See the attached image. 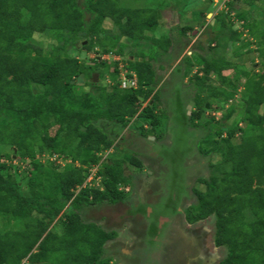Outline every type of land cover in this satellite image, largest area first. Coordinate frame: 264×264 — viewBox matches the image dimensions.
<instances>
[{
    "label": "trees",
    "instance_id": "trees-1",
    "mask_svg": "<svg viewBox=\"0 0 264 264\" xmlns=\"http://www.w3.org/2000/svg\"><path fill=\"white\" fill-rule=\"evenodd\" d=\"M121 1L84 0L80 5L78 0H0V145L13 147V154L0 153V264H112L105 256L106 244L117 238V232L84 220L81 212L95 205L127 201L132 190L125 188L132 189L134 179L126 174V165L139 171L145 165L137 155L118 157V137H111L97 123L129 127L132 119H138L140 124L134 128L139 136L162 138V119L157 114L159 83L152 64L156 55L149 50H167L171 44L169 38L147 34L158 29L161 10L129 8ZM233 1L229 2L231 9ZM236 17L255 40V52L264 67V31H258L257 21L248 13ZM107 19L119 33H107L103 27ZM218 20L221 30L211 43H242L234 50L240 58L254 52L252 40L243 41V33L234 30L229 15H220ZM190 31L193 27L186 26L181 34ZM46 32L54 39L50 49L35 40V35ZM123 38L138 46L146 39L154 43L135 52L143 59L130 61L137 89H122L123 69L118 62L109 65L103 59L108 54H124L127 44L121 42ZM96 48L101 51H95V58H80ZM210 50L216 53L217 49ZM186 61L185 76L196 66L192 58ZM196 62L201 72L193 83L195 110L189 115L179 99L177 123L185 132L190 125L205 131L207 137L200 142L204 145H198L200 152L209 158L219 155L220 160L211 163L210 178L197 182L203 189H193L196 204L186 211L187 221L217 217L215 242L228 250L218 264H264V68L245 69L219 54L211 60L199 56ZM228 70H233L232 78L225 75ZM213 75L218 85L212 82ZM98 76L109 77L110 84H95ZM128 76L134 78L131 73ZM242 80L241 111L230 123L236 117L237 104L232 101ZM79 82L93 90L81 88ZM144 102H148L145 107ZM215 102L220 105L218 111L226 109L223 118L203 122L205 110ZM185 140L181 141L188 154L192 149ZM113 148L116 151L104 158ZM46 154L70 163L63 169L50 161L42 163ZM14 155L20 164H31L22 177L15 170L21 167L7 161H15ZM180 163H172L176 172L169 180L177 187L183 182L179 178L183 173L179 171V177L177 173ZM95 166L102 187L87 183ZM139 211L145 215L147 208Z\"/></svg>",
    "mask_w": 264,
    "mask_h": 264
},
{
    "label": "rangeland",
    "instance_id": "rangeland-1",
    "mask_svg": "<svg viewBox=\"0 0 264 264\" xmlns=\"http://www.w3.org/2000/svg\"><path fill=\"white\" fill-rule=\"evenodd\" d=\"M231 0H122L121 4L129 8H152L162 11L160 25L154 32H147L150 37L158 39H171V44L167 50H160V48L153 47L149 52H153L156 58L152 61L153 67L157 74L158 86L157 90L160 93V103L157 114L161 116L162 138L157 139L154 135L149 139H145L139 136V130H135V126L140 124L138 119H132L129 127H122L116 123L107 121H100L97 126L108 132L111 137H118V147L120 148L118 157H126L131 155H137L144 162V170L139 171L134 166L126 165V174L133 177L134 183L132 187V194L130 198L122 203L115 205L104 203L102 205H95L85 208L81 215L86 221L97 222L103 228L107 230H114L117 232V238L113 241H109L106 244V257L112 260V264H218L228 254V250L225 247H218L215 242L216 238V222L217 217L211 215L205 220L197 223H189L187 221L186 211L190 206L196 204L195 196L193 195V189L199 187L197 183L200 178H210L214 169L211 167V163L218 162L220 156L216 155L212 158L205 157L200 152L198 145L202 143V139L207 137V134L203 130L189 126L188 129L183 130L177 119L175 112L178 107V100L180 99L184 103L185 107H191L194 111L196 102L194 98L197 92L193 88L195 81V75L201 72L200 66L197 65V58L199 56L205 59L211 60L215 54L226 56L233 61V63L254 71L260 68L262 61L255 52L257 45L255 40L250 39L248 31L241 28L243 33V41L252 40L253 44L250 49H253L249 55L245 57H238L235 55L234 50L241 44L233 45L229 40L224 41L221 46L217 45L215 41L211 43L212 38L219 34L221 30V22L218 20L220 15H229V18L234 20L232 26L234 30H238L241 25L236 15L237 13H248L250 19L256 20L258 25V31H264V0L251 2L252 0H234L233 9L229 6ZM80 5H83L84 0H78ZM90 18V16L88 17ZM252 21V20H250ZM186 26L193 27V31L187 34H181V29ZM103 27L110 35L119 33L118 28L115 26L111 19H107ZM35 40L42 44L46 49L51 48V44L54 43L53 36L48 32L45 34L35 35ZM122 43L127 44L123 55L111 54L107 55L109 65H114L116 62L123 74L131 72L129 69L130 61H136L137 58L135 52L148 49L149 46L154 45L151 39L142 41V44L135 45L133 42L126 38L121 40ZM85 44V43H83ZM80 44L79 46H83ZM87 44V42H86ZM217 49L216 53L215 50ZM95 51H101L100 48H96L93 52L80 55L82 60H91L96 54ZM190 57L195 62L194 69L185 76L184 73L188 69V62L186 59ZM261 64V65H260ZM182 71V75L178 74L177 70ZM177 67V68H176ZM262 67V68H261ZM226 76L233 77V70L224 72ZM184 75V76H183ZM121 77V76H120ZM97 77L95 84H110V78L100 79ZM179 82V84H178ZM212 82L219 84L218 78L213 75ZM219 82V83H217ZM245 80L240 83V91L237 93L232 104H237V113L231 121L237 119L240 113L239 105L242 104L241 92L244 90ZM78 85L89 91L93 90L91 85H87L84 82H79ZM194 102V105H191ZM148 102L143 103L145 107ZM219 104L214 103L213 108L208 106L204 112L203 122L211 120L212 117H216L217 120L222 119L225 110L218 111ZM228 107V106H227ZM264 110V109H263ZM262 110V111H263ZM190 112V113H191ZM164 113L166 118H163ZM142 122V121H141ZM179 125V126H178ZM242 127H246L245 124H241ZM150 127V126H147ZM134 128V129H133ZM58 128L55 127L51 130L54 134ZM188 140L187 147H191L192 152L186 154V147H184V140ZM185 140V141H186ZM201 142V143H200ZM163 149V151H162ZM115 148L110 149L104 154V158L109 157L110 153H114ZM1 154H13V147L0 145ZM183 155V156H182ZM40 161L42 163L51 162L65 167L70 161L61 157H51L48 154L43 155ZM182 156V157H181ZM186 156V158H185ZM15 161L8 163L15 165L16 173L20 177L24 176L31 168L30 162L20 164V159L14 155ZM184 158V159H183ZM5 160V159H4ZM180 160L182 165L180 171L183 173L181 179L185 181L184 195L180 199L182 210L174 215L172 229L167 230V235L160 238L156 243L151 239V234L147 233L148 224L144 214L140 213L142 207L149 206V203L155 202L156 198L145 199L146 194L153 196L157 190L149 189L145 192V186L153 183V177L156 174L169 176L173 174V162ZM184 161V163L182 162ZM164 165H162V164ZM30 167V168H29ZM14 170V171H15ZM94 175L99 171L98 167L92 168ZM170 172V173H169ZM179 177V173H178ZM142 181L145 183L142 184ZM99 184L98 181L96 183ZM152 185V184H151ZM100 187L101 183L99 184ZM201 187V186H200ZM26 188V186H25ZM203 189V187H201ZM79 190V189H78ZM78 192V191H77ZM141 193L144 195L142 198ZM135 207H137L135 209ZM61 228V227H59ZM57 230L61 231V229ZM154 243V244H153ZM196 257L198 261H191Z\"/></svg>",
    "mask_w": 264,
    "mask_h": 264
},
{
    "label": "flooded vegetation",
    "instance_id": "flooded-vegetation-1",
    "mask_svg": "<svg viewBox=\"0 0 264 264\" xmlns=\"http://www.w3.org/2000/svg\"><path fill=\"white\" fill-rule=\"evenodd\" d=\"M164 176L165 175H161V177H159V174H156V176L153 177L154 182L153 183L150 182L148 184V187L145 186V192L152 188H154L153 190H157L156 192H154L153 196L152 195L149 196V194H146L147 198H145V199H152L154 197L156 198L155 202L149 203L148 211L145 216V218L147 219L146 223L148 224V229H147L148 231L146 232L149 233V235L151 234L150 237L155 241V243L160 238L167 235L168 233L167 230L169 231V229H172L174 223L173 216L182 210L181 203H179V201L180 199L183 198L184 195L183 194L184 188L182 190L181 186L185 183V181L181 183L182 184L181 186L177 187V185L171 184L169 182V180L171 179L170 175L166 177ZM179 178L180 181H182L181 177ZM143 183L145 182L142 181V184ZM174 185L175 188L177 189L176 191L172 189ZM178 191L180 193H178ZM141 196L142 198L144 197L142 193ZM136 208L137 207H135V209ZM191 261L193 262L198 261V259L194 257V259L192 258Z\"/></svg>",
    "mask_w": 264,
    "mask_h": 264
},
{
    "label": "clouds",
    "instance_id": "clouds-1",
    "mask_svg": "<svg viewBox=\"0 0 264 264\" xmlns=\"http://www.w3.org/2000/svg\"><path fill=\"white\" fill-rule=\"evenodd\" d=\"M233 21H234V20H233ZM238 21H240V20H238ZM234 22H235V21H234ZM235 23H236V22H235ZM240 23H241V24H240L241 26H240L239 28H237V29H238V30H241V28H242V29L244 30L243 22L240 21ZM244 31H245V30H244ZM246 31H247V30H246ZM244 36H246V35H244ZM108 55H110V54H108ZM104 56H107V55H104ZM95 57H96V56H95ZM95 57H94V58H95ZM107 60H108V59H107ZM122 69H123V68H122ZM130 73L133 74V75H134V78L137 79V77L135 76L136 74L134 73V71L131 70ZM128 74H129V73H127V77L129 78ZM122 75H123V73L121 72V77H120V81H121V85H120V86H121V88H122ZM129 79H130V78H129ZM137 81H138V79H137ZM138 86H139V84H138ZM122 89H124V88H122ZM128 89H131V88H128ZM136 89H137V88H136ZM43 157H44V156H43ZM53 157H54V156H53ZM2 161H4V159H3ZM95 167H96V166H95ZM95 167H92V168H95ZM97 167H98V166H97ZM92 168L90 169V175H89V177H88V179H87V183H90L92 186H97V187H99V184L101 183V179H102V178L99 177V176H97L98 172H97V174L95 175L96 178H95L94 180H92L91 182H88L89 178L92 176V171H91ZM98 168H99V167H98ZM97 181H98V183H99L98 185L96 184ZM87 183H85L84 186H87V185H86ZM125 189H126L127 191H131V190H132L131 187H126ZM146 208H147V211H148V205H147ZM146 214H147V213H146ZM146 214H145L144 216H146Z\"/></svg>",
    "mask_w": 264,
    "mask_h": 264
},
{
    "label": "built area",
    "instance_id": "built-area-1",
    "mask_svg": "<svg viewBox=\"0 0 264 264\" xmlns=\"http://www.w3.org/2000/svg\"><path fill=\"white\" fill-rule=\"evenodd\" d=\"M103 59H107L106 56H103ZM122 88L124 89H128V88H138V81L136 78L133 79H129L127 77V74H123L122 75ZM96 177L95 175L92 173V176L89 178L88 182H91L92 180H94Z\"/></svg>",
    "mask_w": 264,
    "mask_h": 264
},
{
    "label": "water",
    "instance_id": "water-1",
    "mask_svg": "<svg viewBox=\"0 0 264 264\" xmlns=\"http://www.w3.org/2000/svg\"><path fill=\"white\" fill-rule=\"evenodd\" d=\"M95 81H97V77L95 78ZM191 105H194V102H191ZM188 110H191V107H189ZM189 112H191V111H189Z\"/></svg>",
    "mask_w": 264,
    "mask_h": 264
},
{
    "label": "crops",
    "instance_id": "crops-1",
    "mask_svg": "<svg viewBox=\"0 0 264 264\" xmlns=\"http://www.w3.org/2000/svg\"><path fill=\"white\" fill-rule=\"evenodd\" d=\"M177 67H178V66H177ZM177 67H176V68H177ZM208 106H210V105H208ZM191 113H192V112H191ZM191 113L188 111V114H189V115H191Z\"/></svg>",
    "mask_w": 264,
    "mask_h": 264
}]
</instances>
